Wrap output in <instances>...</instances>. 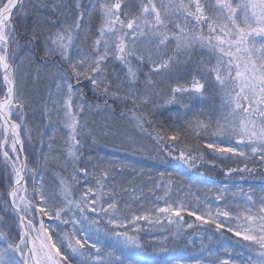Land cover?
<instances>
[{"label": "snow or ice", "instance_id": "obj_1", "mask_svg": "<svg viewBox=\"0 0 264 264\" xmlns=\"http://www.w3.org/2000/svg\"><path fill=\"white\" fill-rule=\"evenodd\" d=\"M42 7L56 17L44 18L50 27L21 23ZM94 15L95 32L85 26ZM82 39L91 41L87 53L79 46ZM197 49L206 55L194 60ZM49 64L57 68L59 82L40 115L48 127L62 122L66 130L63 148L48 145L63 161L53 174L55 188L45 183L43 164L33 161L29 167L21 155L25 139H31L28 113L33 111L23 85L33 70L38 74ZM160 84L168 88L165 104L184 109L178 118L186 119L192 105L209 95L220 103L209 107L206 118L187 120L185 131L204 140L203 146L185 143L175 125L171 135L156 131L151 113L132 112L130 123L157 150L176 152L178 162L196 168L207 149L227 167L225 175L251 173L249 161L264 162V0H0V186H5L0 210L5 216L11 210L13 220L9 228L0 216V264H147L137 258L143 249L138 237L120 231L152 219L130 217L117 199L129 165L98 153L86 159L85 152L97 147L98 138L116 133L111 124L99 133L90 126L93 109L114 114L109 99L125 106L130 101L132 109L157 107L153 96H159ZM85 87L103 99V109L88 100ZM228 161L243 167H228ZM240 196L242 203L217 207L215 214L209 206L203 215L198 210L188 215L248 242L243 247L249 255L240 264H264V195L257 201L252 189H241ZM185 210L183 205L155 209L169 224L177 217L178 231ZM160 222L157 216L155 223ZM105 238L116 243L109 246ZM223 252L225 258L216 256L208 264H236L230 249Z\"/></svg>", "mask_w": 264, "mask_h": 264}, {"label": "trees", "instance_id": "obj_2", "mask_svg": "<svg viewBox=\"0 0 264 264\" xmlns=\"http://www.w3.org/2000/svg\"><path fill=\"white\" fill-rule=\"evenodd\" d=\"M37 2L43 3L44 0H37ZM57 2L67 3L69 0H57ZM82 2L89 4L90 0H82ZM45 17L56 18L49 12L48 8L42 7L21 23L25 26H35L39 21L42 23V28L47 29L50 25L43 24ZM68 22L71 20L69 19ZM85 26L86 29L91 28L95 32L99 26V18L94 15L91 20L86 19ZM20 30L23 32L24 28L21 27ZM81 36L84 37L85 33H82ZM90 43V40L82 39L79 46L87 53ZM39 65L40 61L37 60V67ZM109 71H112L111 67ZM58 75L57 68L49 64L47 69H42L38 74L33 70L23 85L33 110L28 113L31 139L30 142L25 139V155L30 163L38 161L44 165L41 175L50 188H55L53 174L59 172L63 161L60 160L61 153L53 151L48 145L51 143L54 148H63V137L66 135V130L62 126V122L53 127H48V119L41 118L40 107L48 100L50 93L55 97L56 84L59 82ZM158 89L166 94L168 92L166 84H160ZM84 92L92 103L93 92L88 87L84 88ZM153 101L157 107L150 104L147 108L140 106L137 109H132L130 101L127 106L123 102H117V105H114L110 99L108 104L115 109L114 114L105 111H100L97 114L96 109H93V113L88 116L90 126L95 127L98 133L106 124L113 125L116 133H109L107 139L98 138L97 147L91 153L86 151L85 158L87 159L89 155L94 158L95 154L98 153L107 159L123 161L129 165L121 178L123 190L119 186L116 189L117 199L121 201V207L130 217L131 215L150 214L152 218L151 222L137 221L135 225L130 224L127 229H120V231L127 230L129 234L136 233L146 252L165 254L162 260L149 264H186V262L198 260L200 261L199 264H208L209 260L216 256L225 258L224 248L230 249L232 258L236 260V264H240L249 255V252L243 247V244L248 242L242 241L241 238L235 237L226 230H222L223 235H221L214 226L207 225V227L199 228L202 222L196 220L195 216L188 215V211L198 210L199 214L205 212L203 210L210 206L214 213L217 207L223 209L225 204L234 207L235 203H242L241 189L245 193L252 189L254 199L258 201L260 196L264 195L262 192L264 190V166L261 167L256 163L257 159L249 161L248 168L251 169L253 177L241 179L240 175H225L227 167L208 155L211 150L205 149V161H197L196 168H189L178 162L175 159L178 154L176 152L169 155L166 150H157L147 134L141 133L139 129L134 127L133 123H130L132 112L151 113L149 118L154 121L156 131L171 135L173 125H175L176 128L180 129L181 138L185 143L198 142L203 146L204 140L195 141L192 133L185 131L187 120L194 121L197 118H206L209 107L218 106L220 101L219 98L212 95L207 96L202 101L192 105L193 111L188 114L186 119L178 118V116L183 117L184 109L181 106H168L165 104V99L160 96H153ZM92 104L99 105L101 109L104 108V102H99V100ZM121 112L126 114L123 119L120 118ZM52 119H56L55 115ZM145 127L147 128V125ZM130 140H135V143H130ZM141 145L143 150L136 151L135 149L140 148ZM231 163L227 166L243 167L242 163ZM70 171L71 169H69ZM235 178L237 179L234 180ZM225 189L226 191H224ZM0 191H4L3 186H0ZM218 195L222 196L223 199L217 200ZM181 205L186 210L181 212L183 221H180L182 227L179 231L177 230V217L172 216L173 223L169 224V218L166 214L155 211L158 207L172 206L178 208ZM258 207L259 204L257 203L256 208L258 209ZM11 216V211L8 212L7 216L3 215L9 228L13 227ZM157 216L161 220L160 223H155ZM186 220L187 224H193L192 228L186 229ZM105 239L109 246L116 243L114 238ZM107 250L105 249V254ZM208 250H211L214 255L210 257Z\"/></svg>", "mask_w": 264, "mask_h": 264}, {"label": "rangeland", "instance_id": "obj_3", "mask_svg": "<svg viewBox=\"0 0 264 264\" xmlns=\"http://www.w3.org/2000/svg\"><path fill=\"white\" fill-rule=\"evenodd\" d=\"M206 55V52H204V51H200V50H196V56L194 57V60L195 59H199L201 56H203V55ZM194 65V67H195V63L193 64ZM158 91H159V96L160 97H162V98H164V99H166V93H163L162 92V90L161 89H158ZM156 99H157V97H156ZM110 100V99H109ZM99 102H103V99H99ZM219 103L220 102H218V106H219ZM116 104V103H115ZM114 104V105H115ZM100 105L102 106V103H100ZM117 105V104H116ZM168 106H173V105H168ZM176 106H178L179 107V105H176ZM28 140V139H27ZM22 156H26L25 155V152L24 153H22L21 154ZM227 163V165L228 164H232L231 163V161H228V162H226ZM256 163H258L261 167L262 166H264V162H261L259 159H257V161H256ZM32 166V163H30L29 162V167H31ZM235 175H243L244 176V179L245 178H252L253 176H252V171H251V173H248V172H245V173H235ZM237 178H235L234 180H236ZM5 185H6V181H5ZM227 189V188H226ZM3 190L5 191V186H3ZM3 191V192H4ZM3 192H1L0 191V193H3ZM220 195H223V194H220ZM175 208H177V207H175ZM11 210H9V212H10ZM203 211H205L206 212V209H204ZM205 212H203V213H199V214H201V215H203ZM5 215L4 214V212L2 211V210H0V216H3V215ZM213 214H215V212L213 213ZM187 220H186V229L188 228L187 227ZM8 227H9V225H7ZM132 235H136V233H134V234H132ZM140 242V241H139ZM141 244V243H140ZM163 255H165L164 253L163 254H160V253H148V252H146L144 249H142V252L140 253V255L137 257L138 259H142V260H144V261H146L147 262V264H149V263H157L158 261H160V260H162L163 259ZM186 256H187V250H186ZM197 262H199L200 263V261L198 260V261H193V262H190V263H187L186 262V264H197Z\"/></svg>", "mask_w": 264, "mask_h": 264}, {"label": "bare ground", "instance_id": "obj_4", "mask_svg": "<svg viewBox=\"0 0 264 264\" xmlns=\"http://www.w3.org/2000/svg\"><path fill=\"white\" fill-rule=\"evenodd\" d=\"M97 100H99V99H97ZM97 100H96V98L95 99L94 98L91 99L92 103H97ZM204 227H207V225L201 223V226L199 228H204Z\"/></svg>", "mask_w": 264, "mask_h": 264}]
</instances>
